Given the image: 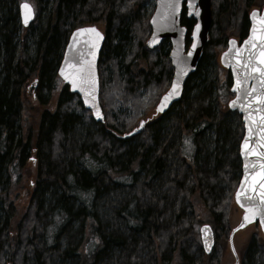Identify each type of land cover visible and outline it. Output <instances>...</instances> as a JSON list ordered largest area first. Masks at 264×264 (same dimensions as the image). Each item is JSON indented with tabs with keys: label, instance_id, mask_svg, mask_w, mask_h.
Returning a JSON list of instances; mask_svg holds the SVG:
<instances>
[{
	"label": "trees",
	"instance_id": "obj_1",
	"mask_svg": "<svg viewBox=\"0 0 264 264\" xmlns=\"http://www.w3.org/2000/svg\"><path fill=\"white\" fill-rule=\"evenodd\" d=\"M21 1L0 0V264H264L257 223L241 250L228 243L244 127L237 112L223 111L220 91L230 95L231 78H221L215 60L228 27L247 35L258 1L211 0L197 70L181 99L151 119L142 116L173 68L169 40L146 45L149 0H30L36 18L28 28ZM90 24L106 31L102 123L57 73L71 32ZM182 24L189 44L195 19L185 9ZM116 96L131 114L116 109ZM204 222L215 232L211 254L199 237ZM225 240L230 255L221 262Z\"/></svg>",
	"mask_w": 264,
	"mask_h": 264
},
{
	"label": "water",
	"instance_id": "obj_2",
	"mask_svg": "<svg viewBox=\"0 0 264 264\" xmlns=\"http://www.w3.org/2000/svg\"><path fill=\"white\" fill-rule=\"evenodd\" d=\"M155 10L150 18L151 34L147 40L150 49L169 39V57L174 68L169 89L161 96L157 112H166L181 99L185 83L198 67L209 39L212 25L211 0H154ZM28 5V7H24ZM186 15L196 20L186 46L187 27L182 24L183 8ZM19 16L23 27H30L36 17L35 7L29 1L19 3ZM249 31L242 41L230 36L227 48L219 55L220 65L231 77L228 109L241 116L244 127L239 146L242 163L241 178L234 192L233 203L244 211L241 222L232 230L229 247L235 252L234 233L258 220L264 238V5L253 6L248 12ZM26 21V22H25ZM106 34L96 25L74 29L64 50L58 75L77 94L97 122L105 116L99 100V61ZM143 122L128 135L140 132ZM200 241L206 254L215 246V234L209 223L199 228ZM238 262V260H237Z\"/></svg>",
	"mask_w": 264,
	"mask_h": 264
},
{
	"label": "rangeland",
	"instance_id": "obj_3",
	"mask_svg": "<svg viewBox=\"0 0 264 264\" xmlns=\"http://www.w3.org/2000/svg\"><path fill=\"white\" fill-rule=\"evenodd\" d=\"M28 1H30V0H28ZM258 2H255L254 4L255 5H258V3L259 2H261L262 0H257ZM31 2V1H30ZM254 4H253V6H254ZM264 4V3H263ZM155 5H156V2L153 0H149V2L148 3H146L145 4V6H144V9H145V16H147V17H150V15L153 13V11H154V9H155ZM259 5H262V4H259ZM249 9V8H248ZM237 26V25H236ZM236 26H234V27H228V30H227V32L226 33H224L225 35H226V39H228L230 36H236V37H239L238 36V33H237V30H238V28L236 27ZM242 27H244L243 25H242ZM99 28L101 29V30H103V31H105L104 29V27H102V26H100L99 25ZM31 43V42H30ZM224 49H222V50H217V52H216V56H215V60H216V63H217V66L221 69V78L223 79V80H225V77H226V73H228L227 72V70L226 69H224L220 64H219V61H218V56H219V54L223 51ZM215 70H216V65H215ZM229 88H230V86H229ZM167 90V89H166ZM164 93V92H163ZM229 93H230V95L228 94L227 95V93L225 92V94H223V92H222V90L220 91V99H221V101H222V103H223V111L224 110H227L228 109V100L232 97V93L230 92V90H229ZM219 96V95H218ZM145 97V96H144ZM30 100H32L31 98H29ZM118 100H120V101H118ZM116 101H117V103L115 104L116 105V109H120L122 112H124V109L129 113V114H131V110H128V109H131V107L129 106V105H127L126 106V104H124L123 103V101L119 98V96H116ZM159 101V100H158ZM35 107L37 108L38 106H37V104L35 103ZM154 113V108L153 109H151V110H149L147 113H145L146 115L145 116H142L143 117V119L145 118H151V117H153V114ZM142 115H144V113H141ZM140 114V115H141ZM139 115V116H140ZM149 116V117H148ZM142 117H141V119H142ZM30 166V167H29ZM27 167H29L30 168V172H31V174L32 175H34V173H35V161H34V164L33 163H27ZM26 183V182H25ZM26 186H27V184H25ZM21 190H24V189H21ZM26 197H27V195L23 192L22 193V195H21V198L20 199H22V200H24L23 202H22V204L24 205V203L27 201V199H26ZM20 205V207L21 206H23V205ZM241 216H242V211L241 210H238V209H236V207L235 206H233V208L231 209V214H230V218L232 219L231 221L233 222V224L234 225H236L238 222H239V219H241ZM232 225V224H231ZM233 225V226H234ZM199 226H200V224L197 226L198 227V230H199ZM258 229V228H257ZM257 229H256V227H251V226H247V228L245 227V228H243V229H241L240 230V232H238L237 234H236V236H234V243L237 245L238 244V248L241 250L242 248H243V246L247 243V240L249 239V236L251 235V233H253V232H255V231H257ZM238 236V237H237ZM241 244H243V246L241 245ZM226 246H227V240H225V242L223 243V248H222V253H223V257H222V259H221V262L223 261V260H225V258H226V255H230V253H229V251H226ZM235 246V245H234ZM237 247V246H236ZM222 264V263H221Z\"/></svg>",
	"mask_w": 264,
	"mask_h": 264
},
{
	"label": "snow or ice",
	"instance_id": "obj_4",
	"mask_svg": "<svg viewBox=\"0 0 264 264\" xmlns=\"http://www.w3.org/2000/svg\"><path fill=\"white\" fill-rule=\"evenodd\" d=\"M24 7H28V5H24ZM26 22V21H25ZM262 55H264V53H262ZM262 62H264V61H262Z\"/></svg>",
	"mask_w": 264,
	"mask_h": 264
},
{
	"label": "flooded vegetation",
	"instance_id": "obj_5",
	"mask_svg": "<svg viewBox=\"0 0 264 264\" xmlns=\"http://www.w3.org/2000/svg\"><path fill=\"white\" fill-rule=\"evenodd\" d=\"M126 136H128L127 133H126ZM129 136H133V135H129Z\"/></svg>",
	"mask_w": 264,
	"mask_h": 264
},
{
	"label": "bare ground",
	"instance_id": "obj_6",
	"mask_svg": "<svg viewBox=\"0 0 264 264\" xmlns=\"http://www.w3.org/2000/svg\"><path fill=\"white\" fill-rule=\"evenodd\" d=\"M21 21V20H20ZM22 24V23H21ZM23 26V25H22Z\"/></svg>",
	"mask_w": 264,
	"mask_h": 264
}]
</instances>
